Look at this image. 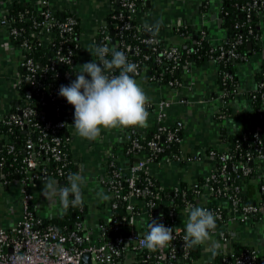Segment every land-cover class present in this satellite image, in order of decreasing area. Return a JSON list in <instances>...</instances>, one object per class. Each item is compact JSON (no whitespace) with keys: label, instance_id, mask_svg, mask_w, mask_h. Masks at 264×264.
I'll use <instances>...</instances> for the list:
<instances>
[{"label":"built area","instance_id":"2783aa9c","mask_svg":"<svg viewBox=\"0 0 264 264\" xmlns=\"http://www.w3.org/2000/svg\"><path fill=\"white\" fill-rule=\"evenodd\" d=\"M15 1L0 0V28L3 36L9 41V47L16 53L17 64L23 71L15 83L16 90L20 87L21 81L25 82L27 88L23 94L24 101L19 103L17 98L14 111L10 108L0 112V123L7 127L8 132H12L13 127L27 130L24 139L27 155L22 159L21 173L24 177L20 179L21 216L11 226H0V264H215V255H219V252L223 254L221 260L228 264H260L258 255L251 250L235 252L233 227L236 223H246L261 217L264 214V198L256 203H241L238 185L228 189L225 180L229 179L228 171H232L235 179L239 180L249 175L252 172L249 163L255 158L264 161V149L260 146L256 157L247 155L245 163L239 164L234 161L226 163V156L223 153L215 163L213 158L215 152L208 148L196 149L188 154L184 151L164 154L170 142L182 141L178 136L179 127L166 124L168 110L179 103L172 98L150 100L147 110L151 123L147 124V127L126 128L128 148L125 151L121 149L119 155L109 153L106 158L99 183L109 197V212L102 220L96 225L88 226L83 221H75L74 227L64 232L51 224L40 227V220L33 210V196L27 184L41 183L42 177L53 178L54 175L66 181L70 174L68 168L72 163L69 153L65 149L61 150L64 139L58 135V132L66 129L68 124L67 119L59 117V109L67 104L66 99L58 95L60 86L68 85L72 81L78 58L85 55L86 62L96 60L95 55L91 56L89 53L92 48L100 44L108 46L112 37L115 40L110 32L112 19L120 20V24L114 26L118 44L125 52L130 50L133 55H137L138 46L130 44L129 36L124 31L130 28L129 21L133 19L142 21L144 25L155 23L157 20L151 16L149 7L159 0H149V6L146 5V0H105L107 14L100 17L96 35L90 38L85 37L80 30L78 13L72 7L77 0H26L30 8L19 13L18 20L27 22V27L30 28L27 33L25 25L18 26L8 19L9 10ZM181 1L183 5H192L198 0ZM234 5L249 21L253 15L259 14L263 0H236ZM121 10L128 12L127 19ZM219 11H222L221 8ZM199 15L200 20L197 23L192 15H189V19L179 17L173 22L163 23L159 36L150 35L139 39V42L150 51L142 57L144 61H152L159 66L168 64L165 73L170 77L165 85L175 89L190 85L192 82L190 77L195 67L190 55L191 52H198L204 43L207 45L206 56L213 64L225 60L238 63L240 62L238 60L245 59V56L234 50L235 46L243 42L241 34L236 33L233 41L224 39V36L217 38L203 23L205 14L202 9ZM108 16L110 21L107 19ZM136 29L139 33L140 29ZM167 30L171 38L165 41L161 38V33ZM248 33H252L251 28H248ZM132 36H136V33ZM174 36L178 39L179 45L170 43ZM38 37L40 39L37 40V44L50 53L44 62L28 54L32 50L33 39ZM160 40H164V43H159ZM127 58L132 62L131 58L128 56ZM135 64L138 66L135 74L137 81L160 82L164 71L160 72L158 77L150 75L147 78V67ZM175 69L182 72L181 78L172 76ZM232 79L231 74L222 75V80L231 82ZM186 81L188 83L185 84ZM262 89L264 68L261 70L260 80L253 89L243 90L237 84L230 91L222 89L220 98L228 100L248 95L253 98ZM34 101L41 105L49 103L52 112L37 111L32 105ZM184 102L188 105L192 103L189 100ZM150 107L153 108L151 111ZM215 114L219 118L224 112L218 107ZM153 125H156V130L143 145L141 140L145 139L146 133ZM260 133H264V125H258L253 132L256 145L261 144ZM33 134L36 135L35 140ZM161 137L164 138L163 141ZM9 138V135L0 134V146L3 145L7 151L13 149ZM144 148L147 149L146 153ZM36 149L45 154V163H58L53 171H49L46 166L40 167L36 157L32 156ZM118 156H122L124 161H119ZM201 157L213 159L212 168L199 175L192 184L183 185L182 182H177L171 186V203L162 205L160 193L163 187H155V182L151 179V168L173 167L176 163L177 165L189 163ZM3 162L4 157L0 156V167ZM261 169L259 166L256 167V171L259 172L258 178L262 181L260 190L264 192V170ZM140 174L145 175L143 180H140ZM3 176L0 170V184L6 182L2 180ZM206 197L211 201L207 202ZM198 202H202L201 207L216 215L217 226L212 233V240L218 241L222 247L214 255V250L208 244L200 245L202 255L196 259L191 254L190 245L185 242L184 235L187 209L200 205ZM119 204H122L123 211L114 214L113 210ZM182 217L185 222H182ZM167 218L170 221H167ZM152 219L173 228L174 238L164 248L146 251L140 246L139 241L148 231L147 224ZM85 254H88V257L84 258Z\"/></svg>","mask_w":264,"mask_h":264},{"label":"crops","instance_id":"0c3cea01","mask_svg":"<svg viewBox=\"0 0 264 264\" xmlns=\"http://www.w3.org/2000/svg\"><path fill=\"white\" fill-rule=\"evenodd\" d=\"M105 0H77L72 6L78 13L80 30L85 37H93L99 26V19L107 14ZM200 2L194 1L192 5H183L181 0H159L150 5L155 20H163V23L173 22L179 17L189 19L194 16L196 23L200 20ZM210 8L202 9L205 17L203 23L210 30L213 36L221 38L224 36V28L218 13L219 2L213 0ZM257 27L260 30L262 44L264 46V0L261 11L257 15ZM161 38L168 41L170 33L164 31ZM264 52L250 54L236 65L235 74L240 88L251 90L256 86V74L261 68ZM87 57L81 56L77 60L76 72L79 66L86 62ZM21 73L16 61V53L9 47V41L3 36L0 28V112L10 110L12 103L17 101L18 95L15 83ZM90 78V77H89ZM192 82L186 87L175 89L168 85L159 83H146L137 81L145 90L150 100L160 98H172L179 103L171 106L167 112L166 124L177 126L183 133L181 147L185 153H192L196 149L208 148L219 145V134L221 125L230 134L241 132L251 123L250 105L245 96H238L223 100L221 84L218 78V71L214 64L204 62L195 65ZM75 79V73L72 80ZM188 83L187 81L185 84ZM184 100L192 103L186 104ZM182 101V102H181ZM18 102V101H17ZM16 102V104H17ZM227 106V116L220 123L216 117L215 109ZM223 107V108H222ZM67 112V127L64 130L67 151L72 159L73 173L80 172L85 177L82 185L83 199L87 204V213L83 220L85 225H96L99 220L109 212L108 199L104 200L98 193L106 194L99 183L103 167L109 153L121 151L122 143L126 137V128L101 130V136L95 140L81 138L76 134L73 126L74 107L68 102L65 106ZM151 118H148V124ZM119 161H124L118 156ZM213 159L201 157L199 160H192L189 163L174 164L173 167H152V175L164 185L171 187L177 182L192 184L199 175L208 172L212 168ZM55 179V178H54ZM56 180V179H55ZM20 179H10L0 184V226L8 227L19 220L20 211ZM43 185L41 183L28 184L27 188L33 196V210L39 216L50 217L62 213L59 198L49 202L41 194ZM210 202L208 197L205 198ZM198 204L203 205L202 202ZM182 222H185L182 217ZM233 244H240L248 250L255 252L264 264V214L249 222L236 223L233 227Z\"/></svg>","mask_w":264,"mask_h":264},{"label":"trees","instance_id":"16d2710c","mask_svg":"<svg viewBox=\"0 0 264 264\" xmlns=\"http://www.w3.org/2000/svg\"><path fill=\"white\" fill-rule=\"evenodd\" d=\"M213 0H202L200 2V10L210 8V3ZM219 2V7L221 8V12L218 8V13L221 18V28H224V39L228 41H233L235 34L239 33L243 37V42L237 46L234 47L235 52L240 53L243 56H249L250 54H256L264 52V46L262 44V40H259V37H261L260 30L257 27V15H253L249 21L245 19V16L241 13L239 9H237L234 5V2L236 0H215ZM245 1V0H244ZM30 8L29 3L26 0H16L13 4V7L9 10L8 13V19L12 21L14 24L18 26L25 25V33L30 31V28L27 27V22H22L18 20V14L24 11L25 9ZM145 8H148L145 6ZM121 12L124 15V18L127 19L128 12L125 10H121ZM153 13L151 14V16ZM153 17V16H152ZM108 21H110V16H108ZM130 28L125 30L124 33L128 34V39L130 44L137 45L139 48V53L137 55H133L132 52L129 50L125 52V49L122 48L117 41V36L115 35L116 29L114 26L116 24H120L119 19H112V23L110 24V32L115 37L114 43H108L109 49H116L119 51L125 52V54L131 58L133 63H138L139 66H146L147 67V78L150 75H156V77L159 76L160 72L164 71L163 76H161V79L158 81L160 84L165 85L166 81L169 79L170 75L168 73H165L166 67L168 64L159 66L152 61H144L143 56L146 54H149V49L142 45L139 42L140 37H146L150 36L151 33L145 31L144 29V23L142 21L133 19L130 20ZM140 29V32L138 33L137 29ZM248 28L252 29V33H248ZM163 29V25L161 26L160 31ZM136 33V36H132V34ZM158 33V34H159ZM152 36V35H151ZM159 36V35H158ZM40 37L34 38L32 42V50L28 52V54H32L35 56V58H38V60L44 62L47 60L50 56L49 51H46V48L41 47L37 44V40H39ZM16 41H19L15 39ZM159 43H164V40H160ZM172 44H178V39L174 36V38L170 41ZM203 43V42H202ZM250 43V46L248 44ZM206 50L207 45L204 43L198 52H191V59L194 62V65H200L204 62H209L207 56H206ZM108 59H111V52L108 55ZM241 61V60H238ZM211 63V62H210ZM213 64V63H212ZM237 63H232L230 60L221 61L218 63H215L214 65L217 68L218 71V78L219 82L221 84V88L226 91H230L233 87H235L238 84V80L235 74L236 65ZM264 68V58L261 64L260 70L256 74V81L260 80L261 78V70ZM21 72L22 69H21ZM118 73V71H117ZM231 74L233 76V79L231 82L228 80H222L223 74ZM172 76L176 78H181L182 72L179 69H175L172 72ZM147 80V79H146ZM148 81V80H147ZM235 83V85H234ZM27 88V85L24 81L20 82V87L17 88V95H18V102L21 103L24 101V91ZM247 101L250 105V118L251 123L243 128L241 132H237L234 134H230L226 131L223 125H221L220 128V134H219V145L218 146H209L208 150L212 149L215 152V155L213 156L215 163L218 161V157L221 153L225 154L226 156V163H230L231 161H234L235 163H245L246 156L250 155L252 158L256 157V152L258 148L261 146L264 149V133L259 134V139L261 140V144L256 145L254 142L253 132L255 131V128L258 125H264V89L256 93L255 97L245 96ZM33 108L37 111H46L47 113L52 112V106L49 103H46L44 105H41L38 101L32 102ZM16 107V103H13L11 106V111H14ZM223 108V107H222ZM227 106H224L222 111L224 112V115L221 117H217L218 121L220 123L223 122V119L225 116H227V113L229 111H225L227 109ZM153 108L150 107L149 110L151 111ZM67 112L65 110V107L59 109V117L62 119H66ZM12 132L7 131V127L2 125L0 123V134H5L10 136V142L13 144V149L11 151H7L3 145L0 146V156L4 157L3 165L0 167V170L2 174L4 175L2 180L8 181L10 179H22L24 177V174L21 173L22 170V159L27 155L25 148H24V139L27 134V130L24 128L19 127H13ZM64 130L61 129L58 132V135L61 136V138H65L64 136ZM156 130V125H153L148 132L146 133L145 139H142L141 142L143 145H145V142L147 139H150L152 135L154 134ZM136 135H138V132H136ZM33 139H36V135H32ZM178 136L182 138L183 133L178 130ZM129 146V141L126 139L122 143L121 148L123 151H125ZM65 149L67 151V145L64 139V145L62 146L61 150ZM144 152H147V149H143ZM182 147L181 143L178 142H170L168 144V147L165 149L164 154H171V153H181ZM68 152V151H67ZM188 154V153H187ZM32 156L36 157L40 167L46 166V168L49 171H53L56 166L57 162H49L48 164L44 162L46 156L42 151H37L32 153ZM72 162V159H71ZM249 166L252 168V172L242 178L241 180L235 179L234 174L232 171H228L229 179L225 180V186L228 187V189H231L234 187V185H238L240 189V193L238 194V197L241 200V203H256L264 198V192L260 190V186L262 181L258 178L259 172L256 171V167H261L262 171L264 170V161H259L256 158L252 159V163H249ZM68 171L70 174L73 173V166L72 163L70 164ZM140 180H143L145 175L140 174ZM57 181H59L61 184H66L67 180L64 181L61 177L54 175V177ZM155 182V187H163L161 191V201L162 205L170 204L171 203V194H170V187L162 185L158 179L152 175L151 178ZM199 180V179H198ZM27 182V180L25 181ZM185 185V183H183ZM28 186V184H27ZM198 204V203H197ZM201 206V205H197ZM216 207V206H215ZM123 211L122 204H119L115 210H113V213H120ZM87 213V204L84 201L82 206L79 207H69L67 210H64L62 213L53 215L50 217L46 216H39L36 213V217L40 220V227H44L47 225H55L59 228L61 232L71 230L74 227L75 221H83L85 219ZM147 222V220H144ZM167 221H170V219L167 218ZM148 251L147 249H145ZM234 250L236 253L242 252L244 250H248L245 247L241 246L240 244H234ZM191 254L194 258L198 259L201 257V246H190ZM223 254L219 252V255H215L214 261L215 264H228L227 262H223L222 259ZM258 262L260 264H263V262L258 257Z\"/></svg>","mask_w":264,"mask_h":264},{"label":"clouds","instance_id":"9594fccd","mask_svg":"<svg viewBox=\"0 0 264 264\" xmlns=\"http://www.w3.org/2000/svg\"><path fill=\"white\" fill-rule=\"evenodd\" d=\"M162 24V19L157 20L151 25L145 24L144 29L155 37ZM110 52L111 59H108ZM89 53L97 59L80 65L75 79L68 85H61L58 91V95L74 107L76 134L95 141L101 136L102 129L147 127L150 98L135 79L138 66L128 60L125 52L109 49L105 44L94 46ZM41 182L44 198L49 202L59 198L63 210L83 205L85 177L80 172L69 174L66 184L51 177H42ZM97 195L109 199L104 193ZM187 212L185 242L190 246L208 244L214 250L213 254H217L222 246L212 240L217 226L216 215L201 206H191ZM147 228L139 243L149 251L166 247L174 238L173 228L159 220L152 219Z\"/></svg>","mask_w":264,"mask_h":264},{"label":"water","instance_id":"95a60500","mask_svg":"<svg viewBox=\"0 0 264 264\" xmlns=\"http://www.w3.org/2000/svg\"><path fill=\"white\" fill-rule=\"evenodd\" d=\"M146 5H147V6L150 5V4H149V0H146ZM217 22L220 23V22H221V18H218V19H217ZM110 42H111V43H114V42H115V40H114L113 37L111 38V41H110ZM248 46H250V43L248 44ZM38 66L40 67L41 65L38 64ZM163 139H164V138L161 137V141H163ZM176 164H177V163H176ZM110 237H112V234L110 235ZM85 257H88V254H85V255H84V258H85Z\"/></svg>","mask_w":264,"mask_h":264}]
</instances>
